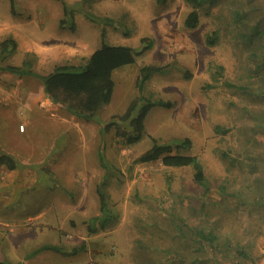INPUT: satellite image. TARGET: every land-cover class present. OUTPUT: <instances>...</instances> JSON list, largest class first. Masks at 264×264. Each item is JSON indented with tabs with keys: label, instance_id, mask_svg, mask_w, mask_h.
Returning <instances> with one entry per match:
<instances>
[{
	"label": "rangeland",
	"instance_id": "rangeland-1",
	"mask_svg": "<svg viewBox=\"0 0 264 264\" xmlns=\"http://www.w3.org/2000/svg\"><path fill=\"white\" fill-rule=\"evenodd\" d=\"M65 1L74 9V31L59 26L58 0H14V12L10 0H0V40L17 42L0 65L20 64L26 53L43 74L58 64H82L101 45L102 28L110 44L137 51L148 37L152 45L113 71L112 97L89 120L57 104L42 108L39 79L0 70V154L15 163L0 164V254L21 264H264V67L255 70L259 60L233 36L230 0H215L194 28L184 25L186 0ZM83 11L111 21H92ZM215 29L218 39L208 45ZM143 65L166 68L144 83L142 94L173 106L151 107L141 139L126 144L114 128H102L137 94ZM154 141L194 161L135 162ZM199 169L207 188L194 178ZM109 171L106 224L95 220L89 231V219L101 214L96 188ZM178 224L217 227L221 243H250L253 258L238 263L209 248L197 251ZM46 243L83 250L29 255Z\"/></svg>",
	"mask_w": 264,
	"mask_h": 264
},
{
	"label": "trees",
	"instance_id": "trees-1",
	"mask_svg": "<svg viewBox=\"0 0 264 264\" xmlns=\"http://www.w3.org/2000/svg\"><path fill=\"white\" fill-rule=\"evenodd\" d=\"M62 4L63 15L59 21L61 28H67L71 31L76 29V20L73 7L65 0H58ZM92 0H78L77 6H84ZM160 3L167 0H158ZM190 5V10L184 19V25L187 28H194L199 23L200 13L207 7L215 4V0H186ZM233 4L229 12L230 29L233 28V36L237 37L247 46H249L250 56L259 62L254 64L255 70L264 67V44L260 43L264 39V0H230ZM14 0H10L11 11L14 12ZM81 8V7H79ZM262 11V12H258ZM85 16L92 21H99L107 24L111 19L99 17L94 13L83 11ZM105 30L102 28L101 45L93 50L89 57L82 64L63 63L55 65L54 68L43 74L37 72L34 68V57L31 53H26L20 64H3L0 70L8 71L19 76L30 75L39 79L43 86V98L39 105L46 108L52 104L60 105L73 115L82 117L86 120L92 119L95 114L107 104L113 93L114 80L113 71L126 64L135 62V55L147 50L152 45V39L144 37L141 39L142 46L139 50L134 51L130 46L120 44H110L105 41ZM218 39V30H213L206 36V43L213 45ZM17 47L16 40L9 36L0 40V61L7 59ZM165 66L160 65H143L138 69V76L135 85L138 88L137 94L130 100L125 110L112 116L110 120L103 125L102 131L114 128L115 135L120 137L124 143L133 144L139 141L144 131L145 117L153 106H162L169 108L173 106L170 100L162 98L151 99L142 94V86L155 73H162ZM221 68V67H219ZM189 75V74H188ZM229 84V83H228ZM122 123L124 127H120ZM160 159L166 166H186L194 161L191 154L173 151L170 144L159 143L154 141L152 145L140 153L135 162H150ZM100 163L109 170V166L104 162V158L99 155ZM0 164L8 168H14L13 157L8 153L0 154ZM114 175L109 171L106 173L102 182L98 184L96 192L99 198L101 214L95 215L89 219L88 229L94 231L95 220H98L102 226L106 224V193L104 187L108 183V178ZM197 183L206 187L205 175L202 170H197L194 174ZM207 188V187H206ZM224 192V187H221ZM203 207H205L203 203ZM186 228H184V227ZM179 232L188 236L191 242L196 246L197 251L207 252L219 251L223 259L235 258L238 263H244L252 260V245L244 244L237 240L228 243L225 246L219 241V231L217 227L207 230L203 226L178 224ZM177 229V230H178ZM43 250L62 253L64 255H74L79 253L82 246L67 248L60 243H46L35 248L29 255L36 254ZM227 252H232V257L227 256ZM200 262V261H199ZM0 264H21L12 263L0 254Z\"/></svg>",
	"mask_w": 264,
	"mask_h": 264
},
{
	"label": "built area",
	"instance_id": "built-area-1",
	"mask_svg": "<svg viewBox=\"0 0 264 264\" xmlns=\"http://www.w3.org/2000/svg\"><path fill=\"white\" fill-rule=\"evenodd\" d=\"M19 129H20V130H23V129H24V125H23V124H20V125H19Z\"/></svg>",
	"mask_w": 264,
	"mask_h": 264
}]
</instances>
